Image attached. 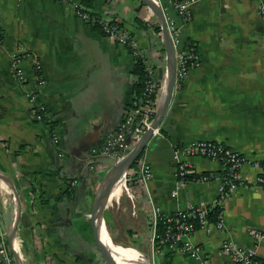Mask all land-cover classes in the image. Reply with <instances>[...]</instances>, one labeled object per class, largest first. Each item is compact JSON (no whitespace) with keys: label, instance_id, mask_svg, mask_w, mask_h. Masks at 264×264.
Wrapping results in <instances>:
<instances>
[{"label":"crops","instance_id":"1","mask_svg":"<svg viewBox=\"0 0 264 264\" xmlns=\"http://www.w3.org/2000/svg\"><path fill=\"white\" fill-rule=\"evenodd\" d=\"M261 1L198 0L192 4L183 41L197 48L200 63L190 69L173 96L160 133L149 141L152 179L146 187L127 181L134 198L124 189L110 206L118 243L132 246L129 240L134 237L143 252L151 253L154 205L173 213L188 205L217 202L223 164L191 157L195 170L211 179L179 182L173 158L177 145L201 139L220 142L247 157L242 168L246 179L255 181L262 170L255 166L264 161ZM75 2L0 0V171L13 180L21 197L17 244L24 264H108L95 241L92 208L116 160L94 159L92 149L103 145L108 133L118 131L131 111L135 58L127 47L78 17ZM161 2L177 16L169 0ZM87 10L117 20L130 31L146 64L154 67L156 80L163 82L167 52L161 31L155 29L158 18L147 5L140 0H92ZM136 18L145 21L147 28L137 25ZM19 50L27 54L22 62L29 74L25 85L16 81L11 65V54ZM35 58L42 64L45 83L41 86L34 76ZM29 90H39L51 122L32 118ZM55 132L57 145L52 142ZM223 207L225 229H197L192 240L203 246L212 264H233L231 256L221 250L230 239L241 247L257 249L264 258V238L252 233L264 232V186L236 189ZM15 213L13 195L0 181V222L7 232ZM154 263L202 264V260L165 248L155 255Z\"/></svg>","mask_w":264,"mask_h":264},{"label":"built area","instance_id":"2","mask_svg":"<svg viewBox=\"0 0 264 264\" xmlns=\"http://www.w3.org/2000/svg\"><path fill=\"white\" fill-rule=\"evenodd\" d=\"M166 15L168 29L176 51V70L174 94L183 87V81L187 77L193 66L199 65V55L197 48L192 44L183 46V30L185 25L191 20V6L198 0H169L173 5L177 16L173 17L168 7H165L161 0ZM75 13L82 20L90 23H98L101 31L111 37L117 43L133 50V55L140 54L138 40L117 20H106L96 14L83 9L79 2L73 4ZM259 11L264 19V0L261 1ZM1 31V23H0ZM162 35V31H161ZM26 53L16 51L11 54V65L13 75L21 85L27 84L29 80L28 71L22 66ZM147 82L142 95L136 106L126 115L118 131L108 133L103 145L92 149L94 159L112 158L116 161L123 158L130 152L142 135L151 127L156 116L163 92L165 90V81L158 82L155 78V69L152 65H147ZM34 76L37 77L39 86L45 83L42 78V64L37 58L33 65ZM27 97L30 101V113L32 118L38 122H51L46 105L40 100L39 90L27 91ZM160 127L153 130V137L160 133ZM54 145L59 143V136L55 132L52 135ZM148 144L138 156L135 167L132 166L127 174L125 181V190L131 198L134 195L127 186V181L134 180L142 187H146L154 173L153 168L148 161ZM59 155L62 152L59 151ZM202 156L220 161L224 166V174L219 186V196L215 205L220 206L218 221L212 222L208 218V206L188 205L184 209H179L173 213L165 212L160 206L152 207V237H151V257L162 252L165 248L171 251H179L189 257L201 259L202 264H212L210 258L204 254V248L192 240V234L197 229L212 231V227L219 230L225 229L223 221L224 207L223 202L228 199L233 191L248 185L264 186V172L260 162H255V166L262 170L256 176L255 181L246 179L242 174L243 166L248 162L247 157L229 146L213 140H194L189 143L177 145L173 151V158L177 163V169L174 173L179 182L187 181H208L211 176L205 173H198L189 158ZM96 161H91L94 164ZM176 196L177 189L172 191ZM164 223L165 229L162 233L158 231L159 223ZM253 235L257 239L264 238V232L253 230ZM223 253L231 256L233 264H264L257 249L244 248L238 245L234 240L225 241L221 247ZM0 264H17L9 244L8 232L3 229L0 222Z\"/></svg>","mask_w":264,"mask_h":264},{"label":"water","instance_id":"3","mask_svg":"<svg viewBox=\"0 0 264 264\" xmlns=\"http://www.w3.org/2000/svg\"><path fill=\"white\" fill-rule=\"evenodd\" d=\"M140 1L147 5L155 13L161 26L162 38L167 52V73L164 77L165 90L163 92L162 99L160 101L156 116L151 127L142 135L141 139L136 143L134 148L123 158L116 161L113 167L109 169L94 198L92 208L93 233L97 247L104 255L108 264H119L116 258L117 254L113 252V250L103 241L102 238V227L103 225L107 226L105 211L107 209L109 196L117 181L121 177H123L124 174L125 178L127 177L128 172L136 162L138 156L143 151L148 142L153 138V130L160 127L174 96L176 51L168 29L165 12L158 0ZM0 181L5 183L9 187L13 195L14 203L16 205L15 217L8 231L10 248L12 250L16 263L24 264L20 256L17 244V228L22 214L21 197L13 180L2 171H0ZM145 255L150 261H152L148 254Z\"/></svg>","mask_w":264,"mask_h":264},{"label":"trees","instance_id":"4","mask_svg":"<svg viewBox=\"0 0 264 264\" xmlns=\"http://www.w3.org/2000/svg\"><path fill=\"white\" fill-rule=\"evenodd\" d=\"M76 2H79L83 9L87 10L88 5L90 6L92 3V0H75ZM136 22L137 25L139 26H143L145 28H147L148 24L141 20L140 18H136ZM94 24V23H93ZM95 28H99L101 29L100 25L98 23L94 24ZM155 29L157 31H161V26L159 24L155 25ZM187 43L183 41V46H185ZM192 45V43H190ZM130 52L133 53V50L130 49ZM135 58V64H134V68H133V74L135 76V80L133 82V88H132V94H133V101H132V106H131V110L136 106V104L138 103L142 92L144 90L145 84L147 82V64L145 59L143 58V56L140 54H135L134 55ZM261 166L263 167V172H264V161L260 162ZM133 167H135V163L133 165ZM220 206L218 205H209L208 206V218L210 221L212 222H216L218 221V216H219V212H220ZM107 221L109 223H112V220H110L109 218H107ZM165 224L160 222L158 225V231L159 233H162L165 229ZM127 233L132 234L133 232L131 230H128ZM115 242L118 243L117 240H114ZM125 246H131V245H125ZM124 258L127 259L128 264H132L134 263V261L126 256H123ZM132 262V263H131ZM135 264V263H134Z\"/></svg>","mask_w":264,"mask_h":264},{"label":"bare ground","instance_id":"5","mask_svg":"<svg viewBox=\"0 0 264 264\" xmlns=\"http://www.w3.org/2000/svg\"><path fill=\"white\" fill-rule=\"evenodd\" d=\"M125 181H126V178H125V174H124L123 177H121L117 181V183L115 184V186H114V188H113V190L109 196L112 200L117 201L120 198V196L123 193L124 187H125ZM115 209H116V207H115ZM106 231L109 232V229L107 226L103 225V227H102L103 241L113 250L114 253L117 254L116 258H117V261L119 263L121 262L120 264H125V260H124L123 256L131 258L135 264H152V262L146 257L145 253H143L142 251H139L133 247H126L125 245L120 244V243H115V244L111 243V241L109 240V238L107 236ZM120 232H122V231H120Z\"/></svg>","mask_w":264,"mask_h":264},{"label":"rangeland","instance_id":"6","mask_svg":"<svg viewBox=\"0 0 264 264\" xmlns=\"http://www.w3.org/2000/svg\"><path fill=\"white\" fill-rule=\"evenodd\" d=\"M124 189H126L125 187H124ZM124 191V190H123ZM120 198H121V196H120ZM116 200H112V201H110V203H108L107 204V209H106V211H105V218H106V221H107V218H109L110 220H113V217H112V215H110V206L115 202ZM112 203V204H111ZM107 226H108V229H109V232L108 231H106V233H107V235H109L110 237H112L113 238V241L114 240H117V241H119V239L117 238L118 237V235L117 234H115L114 233V225H112L111 223H109L108 221H107ZM129 242L132 244V246H130V247H133V248H135V249H137V250H139V251H142L143 249V247L141 246V245H138V242H139V239H136V238H134L133 237V239H131V240H129ZM117 243V242H116ZM143 252V251H142ZM143 253H145V254H148V256L151 258V262H152V264H155L154 262H153V259H152V257H151V253L149 252V253H146V252H143ZM132 263V262H131ZM132 264H134V263H132Z\"/></svg>","mask_w":264,"mask_h":264},{"label":"flooded vegetation","instance_id":"7","mask_svg":"<svg viewBox=\"0 0 264 264\" xmlns=\"http://www.w3.org/2000/svg\"><path fill=\"white\" fill-rule=\"evenodd\" d=\"M124 258V257H123ZM124 260H125V264H128V261H127V259L126 258H124Z\"/></svg>","mask_w":264,"mask_h":264}]
</instances>
